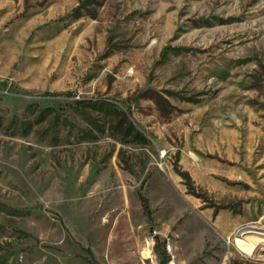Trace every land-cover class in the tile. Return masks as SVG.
Instances as JSON below:
<instances>
[{
	"label": "rangeland",
	"instance_id": "rangeland-1",
	"mask_svg": "<svg viewBox=\"0 0 264 264\" xmlns=\"http://www.w3.org/2000/svg\"><path fill=\"white\" fill-rule=\"evenodd\" d=\"M0 80V264H264V0H0Z\"/></svg>",
	"mask_w": 264,
	"mask_h": 264
},
{
	"label": "trees",
	"instance_id": "trees-1",
	"mask_svg": "<svg viewBox=\"0 0 264 264\" xmlns=\"http://www.w3.org/2000/svg\"><path fill=\"white\" fill-rule=\"evenodd\" d=\"M1 84H3L2 80H0V85ZM182 175L183 176L186 175V177L188 179H191L190 176H189V174H182ZM138 194H139V197H140V199L142 201V205H143L144 210L146 211V213L149 215V218L151 219V217H150V215H151V208H150V205H149L148 198L143 194L142 191H139ZM156 237H157V240H159V237L158 236H156ZM167 260H168V257L165 255V257H163V259L161 260V263L160 264H166L167 263Z\"/></svg>",
	"mask_w": 264,
	"mask_h": 264
},
{
	"label": "built area",
	"instance_id": "built-area-1",
	"mask_svg": "<svg viewBox=\"0 0 264 264\" xmlns=\"http://www.w3.org/2000/svg\"><path fill=\"white\" fill-rule=\"evenodd\" d=\"M167 249L171 253V259L169 260L168 264H177L176 255L173 252V247L170 242L167 243Z\"/></svg>",
	"mask_w": 264,
	"mask_h": 264
}]
</instances>
